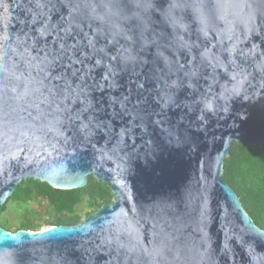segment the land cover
Here are the masks:
<instances>
[{"label": "water", "instance_id": "1", "mask_svg": "<svg viewBox=\"0 0 264 264\" xmlns=\"http://www.w3.org/2000/svg\"><path fill=\"white\" fill-rule=\"evenodd\" d=\"M233 143L264 146V0H0V208L27 180L114 193L0 227V264H264Z\"/></svg>", "mask_w": 264, "mask_h": 264}, {"label": "trees", "instance_id": "2", "mask_svg": "<svg viewBox=\"0 0 264 264\" xmlns=\"http://www.w3.org/2000/svg\"><path fill=\"white\" fill-rule=\"evenodd\" d=\"M223 178L250 218L264 230V146L249 148L243 143H233L225 159ZM113 202L111 185L94 177L89 178L86 187L76 190L54 189L46 183L27 180L0 208V215H4L9 204L18 205L19 219L13 225L6 218L4 223L0 221V227L16 233L37 232L44 226H76ZM80 206L82 210L78 209Z\"/></svg>", "mask_w": 264, "mask_h": 264}, {"label": "rangeland", "instance_id": "3", "mask_svg": "<svg viewBox=\"0 0 264 264\" xmlns=\"http://www.w3.org/2000/svg\"><path fill=\"white\" fill-rule=\"evenodd\" d=\"M82 208H83L82 206L78 207L79 210H82ZM6 218H8L11 221V223H13V225H15V222L19 219V206L14 204H9L7 212L4 215H0V221L4 223L6 221ZM46 228L48 227L46 226L43 227V229Z\"/></svg>", "mask_w": 264, "mask_h": 264}]
</instances>
